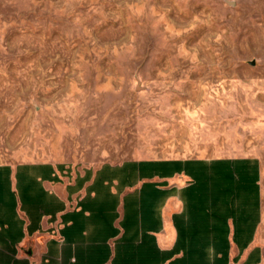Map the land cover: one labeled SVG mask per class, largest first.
I'll return each instance as SVG.
<instances>
[{"label":"rangeland","instance_id":"rangeland-1","mask_svg":"<svg viewBox=\"0 0 264 264\" xmlns=\"http://www.w3.org/2000/svg\"><path fill=\"white\" fill-rule=\"evenodd\" d=\"M243 157L264 232V0H0V164Z\"/></svg>","mask_w":264,"mask_h":264},{"label":"crops","instance_id":"crops-1","mask_svg":"<svg viewBox=\"0 0 264 264\" xmlns=\"http://www.w3.org/2000/svg\"><path fill=\"white\" fill-rule=\"evenodd\" d=\"M231 169L257 185L254 220L241 190L231 202L223 195L214 202L215 185L224 191ZM259 185L260 165L249 157L0 164V264H168L191 256L264 264ZM201 186L206 226L223 225L227 234L217 240L206 229L197 253L190 236ZM247 221L256 222L248 242Z\"/></svg>","mask_w":264,"mask_h":264},{"label":"trees","instance_id":"trees-1","mask_svg":"<svg viewBox=\"0 0 264 264\" xmlns=\"http://www.w3.org/2000/svg\"><path fill=\"white\" fill-rule=\"evenodd\" d=\"M219 161V160H215ZM204 186L199 187V191L196 196V206L193 208V217H196L198 219L197 223L195 224V234H192L190 236V245L191 248H197V253L202 252L205 248V232L206 229L209 231H213L214 237L217 240H222V238L225 239V236L227 234H224V227L223 225H208L206 226L205 223V218H206V201H207V194L204 191ZM237 190L243 191L244 195V201L245 205L247 206V212L246 216L248 218H253L255 219L256 215V208H257V201H258V196H257V185L254 184H249V182H246L244 180H241L240 177L235 176L234 171L231 169L230 172V177L228 178V187L224 188V191H220L216 189V185L213 189V197H214V202L218 199V197L223 195L225 200H230L233 201L235 197L238 195L236 193ZM256 222H248L247 221V226H246V239L247 242L249 238L252 235L253 229L255 227ZM224 234V235H223ZM177 243H180V235L178 236ZM208 258L205 256H191V257H182L179 259L172 260L168 264H209L207 261ZM215 259V258H214ZM154 259L151 258L150 264H159L157 262H153ZM215 264H225V260L222 258H216L215 259Z\"/></svg>","mask_w":264,"mask_h":264},{"label":"bare ground","instance_id":"bare-ground-1","mask_svg":"<svg viewBox=\"0 0 264 264\" xmlns=\"http://www.w3.org/2000/svg\"><path fill=\"white\" fill-rule=\"evenodd\" d=\"M234 155V154H233ZM168 227V226H167Z\"/></svg>","mask_w":264,"mask_h":264}]
</instances>
